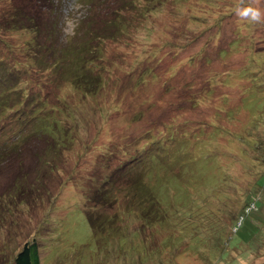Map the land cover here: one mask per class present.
<instances>
[{"label":"rangeland","instance_id":"374dc122","mask_svg":"<svg viewBox=\"0 0 264 264\" xmlns=\"http://www.w3.org/2000/svg\"><path fill=\"white\" fill-rule=\"evenodd\" d=\"M50 2L53 13L30 8L26 0H0V58L17 70L13 80H19L9 103L0 100V153L17 137L24 140L20 134L27 129L19 116L30 107L29 117L34 116L44 96L52 105L69 106L51 114L73 132L65 149L51 152L50 146L43 154L32 139L19 153L0 159V264H13L34 235L42 237L44 264L156 259L159 254L148 252L139 262L131 260L138 252L134 240H142L133 228L141 222L138 216L115 233L119 244L107 252L94 242L84 214L128 211L126 201L135 199L125 188L138 180V171L127 157L146 143L160 153V187L146 185L135 194L156 197L159 223L173 222L189 235L158 237L163 242L158 252L178 250L180 264H264V0ZM27 8L39 20V33L4 26ZM248 8L259 10L258 22L238 15ZM51 24L59 46L68 40L90 51L81 60L85 71L100 69L99 87H78L63 69L49 68L55 47L49 53L46 45L38 51L28 44L54 41L43 36ZM154 137L162 140L147 141ZM171 141L192 146L165 154ZM109 178L112 186L104 183ZM94 186L108 190L98 191L104 202L82 203L78 195L91 197ZM30 188L29 199L19 200Z\"/></svg>","mask_w":264,"mask_h":264},{"label":"trees","instance_id":"16d2710c","mask_svg":"<svg viewBox=\"0 0 264 264\" xmlns=\"http://www.w3.org/2000/svg\"><path fill=\"white\" fill-rule=\"evenodd\" d=\"M26 1L30 8L32 7L34 9L35 8L37 9L38 7V10H41L42 8H46L49 9L51 13H53L54 9L52 8V4L50 0H26ZM16 13L18 14L14 15V17L11 19V22L12 23L15 22V24L10 23L6 19L5 20L6 24L4 26H8L9 28L17 30L19 32H24V33L30 32V34H35L36 32L39 33L40 31V23L38 22L39 20L36 15L30 12L28 8L27 10L20 9L16 11ZM45 29H46V34L44 33L43 36L52 37L54 40L52 42H56V44H52V42L47 44V42H42V41L40 42L38 41V39L35 40L36 43L32 42V40L30 39L28 44L38 51L40 50L41 46L43 47L44 45H46L48 47L47 48L43 47V48L46 49V51H49V53L52 47L56 48L55 49L56 51L50 53L53 55V59H52L53 61L49 63L48 65L49 68L53 70L55 69L56 71H61L63 69L65 71L64 72L65 75L72 77L74 80V84H76L78 87H82L86 85L88 86L93 84H96L98 86L99 81L101 80L102 77L99 72L100 69H98L99 71H97L96 69H94V67L93 68L91 67L89 71H85L86 66L83 67L84 62L81 60L83 59V57L80 54L83 52L90 53V51L89 50L80 51L81 50L80 44L76 45L75 47L72 45V41H68V40H66L65 43L59 46L58 39H55L56 36H54L56 31V26L54 24H51L48 28ZM79 33H80V29H77L75 36L77 37ZM82 35L87 36L88 31L82 32ZM37 41L40 42V44L37 43ZM75 61H80V62H75ZM75 67H82L83 69L82 73L80 74L76 70L72 71L71 69H69ZM92 71L94 73H91ZM15 72H17V70L13 68V66H10V62L0 58V100L3 99V97H5L8 103L10 101L9 95L12 93V89H11L12 86L17 84V82H19L18 78L13 80ZM89 76L92 77V79H89L88 78ZM8 82L10 83L5 85V83ZM52 94L50 93L51 96ZM22 98L24 100L27 99L25 94H23ZM44 99L46 100L45 105L40 103L41 109L39 108L35 112L36 114L34 116L29 117V115H31L33 112L31 110V107L30 109L28 110L26 109L25 111H23L22 112L23 114L19 116V119L24 121L23 122L24 127H26L27 129L25 131L26 132L25 134L22 133L20 134V135H24V140L17 141L18 139L17 137L13 143L7 144V150L4 149L3 150L4 152L0 153V159L3 160L5 157L9 158L10 154L13 155L17 151H18L17 153H19L20 147L23 144L27 143L28 141H31L32 139L38 140L37 147L42 149V152H44V149L50 146L51 147L50 149H48V151L49 150H51V152L56 150L59 151L61 149L67 148V146L73 142V132H71L72 128H67V130H64L61 120L62 118L55 119L54 117L56 115L53 116L51 114L54 111H57L58 114L60 109L68 108L69 106L66 103L62 102L61 105L63 106V108H61L59 106L52 105L50 103L49 100L51 99V97L44 96ZM3 101L6 103L4 99ZM37 105H39V103ZM46 106L50 108L49 111L44 110ZM31 118L36 121L32 125H29L28 123L31 122L29 121ZM169 133L172 134V131H170ZM153 140L155 143H159L160 140L162 139L154 137V139H149L147 141H153ZM168 141H170V139ZM172 142L173 141H171V143ZM182 145H187V144L186 142L183 143L179 141H175L171 145L167 144L165 146L164 153L168 155L176 154L179 148H183ZM188 146H192V144H188L187 147ZM2 147H0V149ZM155 148L158 147H156V145H153L151 143L149 144L146 143V145L144 144L141 146L140 149H138L137 154L131 157L130 156L127 157V162L133 161L132 164L136 167L134 170L138 171V174L135 175L138 180H134V181L132 180L133 184L125 188L126 189L125 193H127L128 196L129 194H131L130 197H133L131 198L132 200L135 199L133 201L131 200L126 201L128 202L127 204L128 211L124 212L123 214L118 213L119 216L116 213L114 214L116 215L115 217L114 215H110V216L106 215L104 217L103 216L100 217V216H96V214L93 215L88 214L87 211L84 212V214L92 229L94 242L97 243L99 240L97 246L107 249V252H112L115 246L119 244V242L117 244V242L114 241L115 240L114 236L115 238H117V235L115 233L120 232L122 226L133 222L135 220V217L138 216L141 222L140 224H138L139 226L133 228L134 231L141 234L142 240L140 239L134 240L135 242L134 245H136L135 248L136 250H138V252L132 256L131 260L132 261L135 260L139 262L140 258L148 257V252H150V254L155 253L154 256L156 254H159V256L156 259L154 257L151 258L148 262L149 264H159L161 262H164L165 264H180L177 261L178 257L176 256L178 250L167 253L158 252L162 249L160 248V246L163 242L159 241L157 238L160 236L178 237V235H180V237H183L188 233V231L185 228L182 229L177 227L173 222H171L170 224H165V223L160 224L159 221L161 220V218L156 214V209H157L156 197H149L147 199H144L141 197L142 196L141 194L140 195L135 194V192L141 190L143 186L145 187L146 185H150L154 189H158L160 187L159 176H158V162L156 160V157L160 153L159 150ZM144 149L147 151L148 160L141 158L142 157L141 155L145 153L143 152ZM149 150L150 152H148ZM43 154H45V152ZM144 172L145 174L142 176L141 174ZM113 180H114L113 178H109L108 180H105L104 183L106 185L112 186L114 184ZM100 190L101 189L99 188L96 189V186H94L93 194L91 195V197H85L83 195L81 196L80 194L78 195V198L82 200V203L88 201L90 202V200H93L95 202L100 200L104 202L103 198L101 197L103 194H100L101 196H99L98 194V191ZM30 191H34V189L33 188L28 189V191L26 192V198L19 200L21 201H26V199L28 200L29 199L28 193ZM118 192H120L119 189ZM17 193L20 192L17 191ZM101 193H108V190L102 189ZM114 200H117L116 195L113 196V201ZM131 202H133V204H131ZM251 204L252 202L249 203V205ZM132 205H137L138 210L137 211L131 210L132 208L130 207H132ZM87 209H89V205L86 206V210ZM103 209L104 208L102 207V210ZM248 209L250 210L251 207ZM46 224L50 226L51 221L50 223L47 222ZM178 228H179V232H178ZM185 237H189V235L187 234ZM40 238L42 237L36 238L34 235L30 238L28 242L24 243V245L19 249V251L13 257L12 259L13 264H44L45 261H43V263L41 262L42 257L40 252V248H41ZM128 244L133 246L131 243ZM101 256L104 257V253H101ZM118 261H122L123 264H126L125 260H118ZM88 264H104V263H102L101 261L100 262L94 261V262H89ZM106 264H108L107 261Z\"/></svg>","mask_w":264,"mask_h":264},{"label":"clouds","instance_id":"9594fccd","mask_svg":"<svg viewBox=\"0 0 264 264\" xmlns=\"http://www.w3.org/2000/svg\"><path fill=\"white\" fill-rule=\"evenodd\" d=\"M238 15L247 19L249 22H258L261 19V13L259 10L252 8L238 10Z\"/></svg>","mask_w":264,"mask_h":264}]
</instances>
